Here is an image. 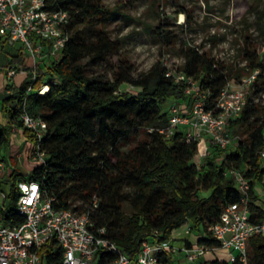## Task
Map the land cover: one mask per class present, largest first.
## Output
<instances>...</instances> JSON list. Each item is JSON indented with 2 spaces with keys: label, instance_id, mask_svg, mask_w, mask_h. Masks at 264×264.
Returning <instances> with one entry per match:
<instances>
[{
  "label": "trees",
  "instance_id": "obj_1",
  "mask_svg": "<svg viewBox=\"0 0 264 264\" xmlns=\"http://www.w3.org/2000/svg\"><path fill=\"white\" fill-rule=\"evenodd\" d=\"M50 1L71 14L68 39L57 61L45 63V68L37 62L33 65L31 59L26 63L19 44L15 49L3 50L4 42H0V65H21L23 69L19 83L12 77L0 87V116L7 118L0 123V144L9 142L12 127L18 126L22 137L31 143V150L39 142L44 152L43 160L34 163L27 173L13 168L8 174L7 205L0 210L4 223L15 225L23 220L15 208L17 182L34 179L45 193L55 196L56 206L87 211L96 196L98 203L91 212L95 226H105V236L131 258L141 241L155 230L166 239L186 222L191 223L195 242L217 245L208 235L209 226L217 220L222 207L240 195L233 179L224 174L230 167L240 169L249 179L250 219L264 220V206L255 191L256 184L264 178V158L260 156L264 149V104L249 96L239 116L229 124L231 135L242 133L244 138H237L224 149L209 146L208 155L198 165L194 160L197 141H187L180 132L167 137L156 129L147 130L167 124V109L172 101H185L191 106L183 84L166 76L161 63L132 78L133 66L124 59L110 77L88 74L81 62L83 56L103 59L120 49L119 41L101 27L116 11L106 8L102 0ZM259 20L264 23V13ZM153 28H157L164 46L177 40L161 21ZM210 39L214 42L217 37ZM253 45L245 36L241 52L244 74L259 69L251 87L257 95L264 92V61L259 60ZM201 46L181 40L183 62L178 68L209 91L210 106L233 77L232 67L201 50ZM240 75L237 72L235 78ZM124 82L139 89L136 93L118 91ZM44 83L47 89L38 92ZM23 112L45 120L47 127L39 141L23 125ZM124 143L130 145L126 150L122 149ZM201 190L208 194H201ZM187 243L192 242L187 239ZM39 254L41 264H61V251L51 240L43 243ZM208 257L207 264H242L238 260L229 262L224 256ZM247 257L252 264H264V235L248 239ZM173 259L170 256L164 260L180 264Z\"/></svg>",
  "mask_w": 264,
  "mask_h": 264
},
{
  "label": "built area",
  "instance_id": "obj_2",
  "mask_svg": "<svg viewBox=\"0 0 264 264\" xmlns=\"http://www.w3.org/2000/svg\"><path fill=\"white\" fill-rule=\"evenodd\" d=\"M70 21V12L56 7L54 1L0 0V42L11 46L20 43L33 65L44 52L50 62L59 59L68 39ZM164 68L165 75L173 82L183 84V91L189 97L191 106L185 101H172L167 109V124L147 130L151 132L156 129L167 137L180 132L187 141L206 143L207 147L224 149L234 144L237 137L229 133V124L245 106L259 69L243 74L234 84L227 80L208 106L209 91L196 78L175 66ZM4 72L6 79L11 80L23 69L21 65H8ZM45 86L46 83L38 92L41 93ZM261 93L254 99L258 100ZM20 118L39 141L47 127L45 120L26 112L21 113ZM196 153H199V157L203 155L199 151ZM43 155L38 142L31 150V159L39 163ZM260 156L264 158V149L260 150ZM4 169L5 163L0 158V172ZM224 174L233 179L240 195L238 200L224 205L217 220L209 226L208 235L218 242L217 245L188 244L182 234L183 244L176 247L170 236L162 239L160 232L155 230L152 236L141 241L133 258L105 236V226H95L91 212L98 203L96 196L92 197L87 211L77 210L73 206L60 207L55 204V196L45 193L38 181L22 179L17 182L19 194L15 208L23 220L11 225L4 223L0 214V264H41L39 250L43 243L50 240L61 251V264H169L164 259L170 256L180 264H187L204 260L207 253L220 250L226 251L229 262L238 260L242 264H252L247 257V242L253 235H264V220L253 222L250 219L249 179L243 171L230 167ZM5 195L0 189V210L5 209ZM185 231L188 232L189 227ZM177 252L181 254L177 255Z\"/></svg>",
  "mask_w": 264,
  "mask_h": 264
},
{
  "label": "rangeland",
  "instance_id": "obj_3",
  "mask_svg": "<svg viewBox=\"0 0 264 264\" xmlns=\"http://www.w3.org/2000/svg\"><path fill=\"white\" fill-rule=\"evenodd\" d=\"M102 4L116 11L101 27L110 38L119 41L120 49L117 53L105 55L103 59L93 58L91 55L83 56L81 62L88 74H104L110 77L113 68L121 64V59L133 66L132 78L142 76L157 63L179 67L183 62V39L193 44H202L201 50L231 64L233 77L228 79L231 84L236 83L244 74L241 48L245 36L250 37L259 60L264 61V23L259 20L264 13V0H102ZM159 21L166 27L167 32L177 36L173 44L164 46L159 41L157 28H153ZM211 36H216L217 39L213 42ZM6 49L9 47L5 45L3 50ZM30 59L28 56L27 61ZM3 70L0 71V87L10 82ZM237 72L241 75L235 78ZM13 79L20 82L21 72L15 74ZM138 89L125 82L118 87V91L132 93H136ZM249 96L255 98L257 95L250 89ZM258 100L264 104V92ZM6 121L7 118L0 116V123ZM12 133L9 142L0 144V158L5 163V169L0 172V189L5 193L9 191L7 176L13 168L27 173L34 165L31 159V143L22 137L21 128L13 126ZM233 136L244 138L242 133ZM129 146L124 143L122 149L126 150ZM209 148L202 143L198 144L197 151L203 154L199 157V153H196L194 156L198 165L208 155ZM255 191L264 200V178L256 184ZM200 193L206 196L208 191L201 190ZM1 203L0 200V205ZM75 203L78 204L79 201ZM189 224L191 223L186 222L172 230L170 237L174 246H182V233ZM188 237L191 242L196 241L194 231ZM179 254L181 253L177 252Z\"/></svg>",
  "mask_w": 264,
  "mask_h": 264
},
{
  "label": "crops",
  "instance_id": "obj_4",
  "mask_svg": "<svg viewBox=\"0 0 264 264\" xmlns=\"http://www.w3.org/2000/svg\"><path fill=\"white\" fill-rule=\"evenodd\" d=\"M4 44V46L6 45V46H8L9 47V49L8 50H10V49H15V48H17L16 46L19 44L20 46H21V44L20 43H16V44H14L13 46H11V45H8L6 42H4L3 43ZM3 46V47H4ZM21 51L23 52V50L21 49ZM23 55L25 56V62L26 63H28L27 62V57H28V55L25 53V52H23ZM49 57H48V55H47V53L46 52H44L43 53V56L42 57H40V58H38L37 59V63H38V65H40L42 68H45V66H46V64L45 63H50V61H49V59H48ZM11 65V64H10ZM1 67H0V71H2L5 67H3L2 65H0ZM3 72H4V70H3ZM22 73V72H21ZM4 75H5V72H4ZM7 83V82H6ZM16 83H19V82H16ZM12 135H13V133H12ZM204 145H206V143H204ZM29 171V170H28ZM261 199V198H260ZM259 203L262 205V206H264V200H260L259 201ZM187 227H189V225L188 226H186V228ZM192 231H191V229L189 228V231L188 232H186L185 230L183 231V235H185V237L187 238V239H189V237H188V235L191 233ZM190 240V239H189ZM193 243V242H192ZM195 243V242H194ZM222 252V253H221ZM208 255L211 257V256H214V255H218V256H220V258L222 257V256H224V258L225 259H227V254H226V251H224V250H220V251H217V252H215V253H207L206 255H205V257H204V260H207L209 257H208Z\"/></svg>",
  "mask_w": 264,
  "mask_h": 264
},
{
  "label": "bare ground",
  "instance_id": "obj_5",
  "mask_svg": "<svg viewBox=\"0 0 264 264\" xmlns=\"http://www.w3.org/2000/svg\"><path fill=\"white\" fill-rule=\"evenodd\" d=\"M46 89H47V86H45V87L42 89L41 93H43Z\"/></svg>",
  "mask_w": 264,
  "mask_h": 264
}]
</instances>
